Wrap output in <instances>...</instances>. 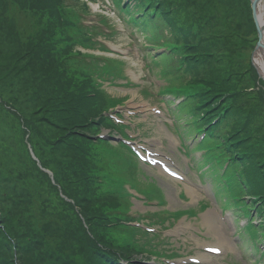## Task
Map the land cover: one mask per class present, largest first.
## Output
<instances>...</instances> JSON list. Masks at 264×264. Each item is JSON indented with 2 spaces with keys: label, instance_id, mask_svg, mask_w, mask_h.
<instances>
[{
  "label": "rangeland",
  "instance_id": "obj_1",
  "mask_svg": "<svg viewBox=\"0 0 264 264\" xmlns=\"http://www.w3.org/2000/svg\"><path fill=\"white\" fill-rule=\"evenodd\" d=\"M163 1L165 8L170 7L174 10L173 15L148 25L143 40L200 41L201 48L197 52L201 55L202 64L198 69L183 76L182 73L175 71L177 73L175 74L173 71L179 57L167 58L164 60V69H168L167 75L164 82L159 81V84L193 82L194 79L221 80L222 90L229 94L230 102L235 106L222 133L230 134L240 124L247 123L245 135L249 139L242 147L260 150L263 153L259 159L253 160L252 166L264 163V82L252 63L258 39L255 28L253 25L250 27L249 0ZM35 22L39 24L40 20L37 19ZM16 23L20 26L21 18L18 17ZM179 27H182L183 31H180ZM192 31L196 33L194 37L190 34ZM138 37L142 39L141 36ZM127 42V36L117 34L114 45L119 51L127 52ZM134 62L133 56L129 55L127 64ZM140 67L141 65L137 66L138 69ZM43 70L41 64H37L29 54L28 41L22 38L19 27L4 18L0 6V219L4 221L2 225L5 232H8L19 246L24 241L44 238L46 232L49 236L58 234V227L61 224L59 194L61 191L69 197L77 194L65 182L68 171L63 159L65 152L62 139L68 125L62 122L63 117L58 103L50 101L51 91L55 90L51 83L44 79ZM103 89V95L110 93L116 97L130 92L128 99L132 101L129 103L135 106L151 99H142L134 89L128 91L124 88L111 89L106 86ZM113 103L103 99L100 102L104 108L110 107ZM144 110L147 113L137 112L139 117L136 118L142 135L154 141V144L151 142L150 144L156 148L173 151L175 143L170 145L168 142L165 149L160 144L164 143L161 140L170 141L174 138L167 137L163 126L149 116L152 113L150 107ZM183 117H187L184 112L180 118ZM26 140L30 142L34 154L40 159L41 166L54 173L57 183L55 188L51 186L47 174H41L35 167L34 170L31 168ZM54 145H58L57 150L53 148ZM118 160L114 170L126 178L129 185L133 178L137 179L140 185L143 183L142 188L148 191L158 186L148 172L141 176L143 180L139 179L138 175L135 178L134 175L140 171L129 155H119ZM123 162L128 164L127 169L120 168ZM239 172H243V165L239 166ZM260 172L264 173V166ZM248 178H244L243 183ZM254 178L259 179L262 176L255 173ZM9 183L16 184L14 191L7 189ZM132 183L135 181L132 180ZM161 183L170 210L195 207L193 203L184 204L176 201L179 189L172 182L160 181ZM249 184V188L240 184L238 191L244 194L245 191L259 189L252 181ZM154 192L158 194L157 191ZM3 194H6V197H3ZM30 215H34V218ZM19 219L21 229L16 231L18 229L16 227L14 229V226ZM0 248L2 251L6 250L5 254L10 264H26L24 258L18 253L14 254L11 248L8 249L6 246Z\"/></svg>",
  "mask_w": 264,
  "mask_h": 264
},
{
  "label": "trees",
  "instance_id": "obj_2",
  "mask_svg": "<svg viewBox=\"0 0 264 264\" xmlns=\"http://www.w3.org/2000/svg\"><path fill=\"white\" fill-rule=\"evenodd\" d=\"M31 1H38V0H31ZM40 1V0H39ZM162 3L164 5V1L162 0ZM16 7L20 8L19 10L14 7L12 4L8 3V0H0V6L3 5L5 7H8V10H4L11 15V23L15 24V16L17 17L18 14H21L26 19L29 14H32L35 10V5H28L27 2L23 4V6L19 5L20 3H15ZM57 0L52 1L51 5V12L56 18V22H61V15L59 14V9L56 6ZM165 8V5H164ZM166 10H170L168 14L164 16V19L169 18L173 15L174 10L170 7L165 8ZM29 10V11H28ZM5 12V13H6ZM6 13V14H7ZM19 27V30H21V36L22 38H26L28 36L33 37L32 34L28 33L27 29L23 26H16ZM180 31H183L182 27L178 28ZM185 42V41H183ZM37 64H41L43 70V76L44 79L51 83L52 88L55 91H51V98L50 101H56L59 106V111L63 117L62 122L67 123L68 130L65 132V135L63 136V147L65 155L63 156V159L66 162H69L70 160L74 159L77 156V152H79L77 149L79 148V144L82 139L79 138V135H77L74 131L76 129H83L85 128L86 121H89L90 119H94V115H97L98 112H100V108H104L100 104L101 100L103 99L100 93L95 90V87L93 85V80L89 76H83L82 79L77 81H71L67 77H65V74L61 73L60 70H55L53 61L42 59L38 61L36 58H33ZM75 80V79H74ZM96 94L95 97L90 96L91 94ZM90 108H93L92 110L88 111ZM86 110L88 112H86ZM78 114H85L83 119L78 116ZM92 119V120H93ZM246 137V135L244 134ZM55 150L58 149V145H54L53 147ZM36 168L35 164L32 163L31 168ZM34 170V169H33ZM261 167H253L252 168H246L243 170L241 180L244 178H247L252 176V180L256 181L254 178V174H260L262 176L258 192L262 193L264 192V173L260 172ZM252 181V182H253ZM119 206V204H117ZM20 225V223H17ZM127 227L123 225L117 226V232L115 236V240L111 243L104 244L105 250H99L96 251L95 244L92 242H87L86 244V253H85V264H118L117 261H114L112 256L115 257L119 255L122 259L128 260L133 254L140 253L141 250H144L143 247L140 245H135L132 242V238L129 236V233L126 232ZM122 237V240H121ZM134 237V236H133ZM1 240L3 241L2 244H10V240H14L10 235L6 234L5 236H0ZM134 240V238H133ZM22 251V254H24V261L26 264H34V261L37 262V260L34 259V250H32L31 245H27V247L19 248ZM32 262V263H31Z\"/></svg>",
  "mask_w": 264,
  "mask_h": 264
},
{
  "label": "bare ground",
  "instance_id": "obj_3",
  "mask_svg": "<svg viewBox=\"0 0 264 264\" xmlns=\"http://www.w3.org/2000/svg\"><path fill=\"white\" fill-rule=\"evenodd\" d=\"M250 4L255 5V13L251 15L250 27L260 34L261 48L257 49L253 55V66L259 73L264 74V0H249ZM263 77V76H262Z\"/></svg>",
  "mask_w": 264,
  "mask_h": 264
},
{
  "label": "water",
  "instance_id": "obj_4",
  "mask_svg": "<svg viewBox=\"0 0 264 264\" xmlns=\"http://www.w3.org/2000/svg\"><path fill=\"white\" fill-rule=\"evenodd\" d=\"M251 11H252V14L254 15V13H255V5L254 4L251 5ZM257 35H258V43L256 45V50L261 48L260 34L258 33ZM263 79H264V74H263Z\"/></svg>",
  "mask_w": 264,
  "mask_h": 264
},
{
  "label": "snow or ice",
  "instance_id": "obj_5",
  "mask_svg": "<svg viewBox=\"0 0 264 264\" xmlns=\"http://www.w3.org/2000/svg\"><path fill=\"white\" fill-rule=\"evenodd\" d=\"M215 251V250H214Z\"/></svg>",
  "mask_w": 264,
  "mask_h": 264
}]
</instances>
